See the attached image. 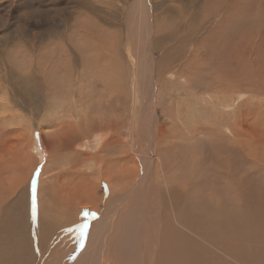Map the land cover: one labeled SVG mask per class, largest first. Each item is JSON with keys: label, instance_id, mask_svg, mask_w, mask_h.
I'll use <instances>...</instances> for the list:
<instances>
[{"label": "rangeland", "instance_id": "obj_1", "mask_svg": "<svg viewBox=\"0 0 264 264\" xmlns=\"http://www.w3.org/2000/svg\"><path fill=\"white\" fill-rule=\"evenodd\" d=\"M263 11L264 0H0V250L10 242L15 264H264V238L238 242L188 205L206 182L231 180L232 193L219 189L241 227L245 216L264 222V177L251 172L264 169ZM58 142L71 149L56 152ZM97 154L119 163L99 171ZM153 170L169 175V201ZM101 173L137 180L129 206L87 203L84 184L87 196L94 186L111 196ZM63 196L75 225L51 206Z\"/></svg>", "mask_w": 264, "mask_h": 264}, {"label": "bare ground", "instance_id": "obj_2", "mask_svg": "<svg viewBox=\"0 0 264 264\" xmlns=\"http://www.w3.org/2000/svg\"><path fill=\"white\" fill-rule=\"evenodd\" d=\"M231 4V3H230ZM234 4V3H233ZM263 4V3H262ZM262 8V7H261ZM263 9V8H262ZM264 12V11H263ZM228 82V81H227ZM230 82V81H229ZM233 83V82H232ZM231 88V87H230ZM233 88V87H232ZM231 90V89H230ZM102 131V130H101ZM216 132V131H215ZM95 134H98V133H95ZM92 135H94V134H92ZM219 135V134H218ZM222 136V135H221ZM229 136V135H228ZM232 136L233 135H230V137L229 138H227V139H229V140H231V138H232ZM93 140L92 141H95V145H93L92 144V146H95L94 148L96 149L97 147H99L100 145H102V143H103V141H104V139L103 138H101V136H99V135H96L95 137H93L92 138ZM60 143L61 142H58V144L57 145H54L53 146V149L56 151V152H61V151H67L68 149H71V145L69 144V143H63V144H61L60 145ZM232 145V144H231ZM242 145V144H241ZM223 146V145H222ZM235 146V145H234ZM74 147V146H73ZM243 147V146H242ZM242 147H241V149H242ZM92 148V147H91ZM232 148L233 147H231V149H230V154L232 153V155H234L233 153H234V149H233V151H231L232 150ZM236 149V153L237 154H239L240 156H242L245 160L247 159V158H251L252 156L254 157V158H256V153H254L253 151L252 152H250V153H247L248 151V149L247 150H245V151H247V152H245L243 149V151H241L239 148H237V147H235ZM246 148V147H245ZM93 149V148H92ZM229 150V149H228ZM235 153V154H236ZM243 153H244V155H243ZM99 154H97V155H94L93 157H91L90 158V160H93V161H95V159H96V162H97V164L99 165V171H101V168H102V171L104 170V172H107V173H109L111 170L109 169V166H110V164H112V163H114V162H116V163H119L118 161H110V160H115V159H111L110 158V160H109V158H108V160L106 159V160H104V157H101V155H99L100 156V158H99V156H98ZM250 155H252L251 157H250ZM78 157H80V158H78V160H80V159H82L81 158V155H78ZM109 157H110V155H109ZM116 157V156H115ZM120 157V156H119ZM218 157V156H217ZM216 157V158H217ZM220 159V158H219ZM253 159V158H252ZM262 159V158H261ZM244 160V161H245ZM263 160V159H262ZM261 160V161H262ZM212 161V160H211ZM115 163V164H116ZM156 163V162H155ZM202 163V162H201ZM243 163V162H242ZM245 163H248V164H252V163H250L249 161L247 162V161H245ZM77 164V163H76ZM213 164V163H212ZM117 165H119V164H117ZM206 165V164H205ZM245 165H247V164H245ZM94 166H97V165H95L94 164ZM194 166V165H193ZM252 166H254V165H252ZM264 166V165H263ZM72 167V166H71ZM118 167V166H117ZM158 167H160V165H158ZM197 167V166H196ZM213 167V166H212ZM251 167V166H250ZM79 168V167H78ZM95 168V167H94ZM97 168H98V166H97ZM162 168V167H161ZM189 168V167H188ZM209 168V167H208ZM207 168V170L209 171V169L211 168H209L208 169ZM214 168V167H213ZM218 168V167H217ZM216 168V169H217ZM261 168H262V165H261ZM264 168V167H263ZM212 169V168H211ZM215 169V168H214ZM215 169V170H216ZM231 169H232V167H231ZM260 169V168H259ZM158 170H159V168H158ZM157 170V171H158ZM235 170V169H234ZM233 169H232V171H234ZM254 170H255V168H254ZM257 170V169H256ZM97 171V170H96ZM156 170H153V171H151V176H150V180L151 179H154V182H155V184H154V190H156V192H157V190L158 191H160V193L161 194H159V196L161 195V200H162V202L164 203L165 202V198L164 199H162V196H163V194H164V196L167 198L168 197V201H169V183H168V185L166 184L168 181H169V175H167V173H165V172H163L164 173V183L163 182H161L160 181V174L157 172ZM164 171V170H163ZM191 171V170H190ZM195 171H196V169H195ZM204 171L206 172V170L204 169ZM247 171V170H246ZM77 172H78V170H77ZM79 172H81V171H79ZM192 172V171H191ZM197 172V171H196ZM214 172V171H213ZM212 172V173H213ZM251 172H253V173H255V175H258V177L260 176V177H264V169L262 170H259V172H258V170L257 171H251ZM258 172V173H257ZM64 173V172H63ZM198 174H200V172H197ZM209 173H211V171H209ZM211 173V174H212ZM225 173H228V175L229 176H231V171H229L227 168H226V171H225ZM242 173H244V172H242ZM82 174V173H81ZM102 175H101V177H102V179L106 182V185H105V187L107 188V190H108V192L111 194V196H109V198L108 199H105V197H104V199L105 200H103V198H99V199H97V197H96V195H95V193H96V191H97V189H98V186H94L93 188H92V190H91V196H87V191H86V186H87V184H84L83 185V195L89 200L87 203H92V204H94L95 205V207H98V205H99V203H103V205L105 204V203H109V199H111V198H113L114 199V201H116L117 203H118V205H120V206H123V205H125V206H129L130 205V202L131 201H129L128 202V198H129V196H127V192H129V190H131L132 189V187L131 188H129L130 186H133V184H134V182H135V178H133V177H125V178H120V176H118L117 177V179H113V175H110V174H105V175H103V173H101ZM193 174V173H192ZM83 176L85 175V176H87V174L86 173H84V174H82ZM158 175H160V176H158ZM205 175H208V176H206V178L208 177V179H209V174L207 173V174H205ZM215 175H217V172H216V174ZM223 175H225L224 174V172H222L221 170H220V172H219V169H218V176H223ZM232 175H234V174H232ZM217 176V177H218ZM254 176V175H253ZM200 177V176H199ZM202 177V176H201ZM212 177H214V174H213V176H211V179H212ZM224 177V176H223ZM240 177V176H239ZM115 178V177H114ZM163 178V177H162ZM214 178H216V177H214ZM213 178V179H214ZM102 179H100V181H102ZM146 179L147 178H143V179H141L142 181H143V185L146 183L145 181H146ZM167 179V180H166ZM191 179H192V177H191ZM203 179V178H202ZM247 179V178H246ZM262 179V178H261ZM193 180V179H192ZM207 180V179H206ZM220 180V179H219ZM218 180V181H219ZM137 181V180H136ZM147 181L149 182V180L147 179ZM208 181V180H207ZM211 181V180H210ZM214 181L215 182H218L217 180H215L214 179ZM263 181V180H262ZM188 182V181H187ZM205 182V181H204ZM198 183V182H197ZM201 183V182H200ZM207 183V182H206ZM203 184V185H205L206 186V190H205V186L203 187L204 188V190L203 191H207L208 189V191L209 192H206V193H203V191H199L198 193L197 192H195V193H192L191 194V199H189L188 200V205H191V207H190V209H191V212L193 213V217H194V220H199V219H202L204 222H205V224L206 225H208V226H211V227H213V228H218V229H221L223 232H225V234H227V236H229V235H231V233H232V238H236V239H239L240 241H238V242H246V241H250V240H253L254 241V236H256V238L255 239H263L264 238V222L262 221L263 219L261 218V214L262 213H260V214H257V217L255 218L254 217V215L252 216L251 215V217L250 216H245L246 218L245 219H247V222L246 223H249L248 225L250 226H247V225H245L244 227H241V224H242V219L244 218V214L243 213H240L239 211H241L242 212V210H236V211H234V205L232 206L231 205V197L230 196H228V194L225 192H222V191H220V190H222V188L225 186H228V188H225L226 190H231V192L230 193H232V189L234 188V187H237V186H235V182H232L231 180H230V182H225V183H223L224 184V186L221 188V189H219L220 187V185L222 186L223 184H221V182H219L220 184H218V183H214V189L212 188H208L207 189V187H209V184H208V186H207V184ZM209 183V182H208ZM132 184V185H131ZM139 183H135V186H134V188H136L137 187V185H138ZM150 184V183H149ZM161 184V185H160ZM164 184H166L167 185V187L166 188H164ZM195 184V183H194ZM193 184V185H194ZM202 184V183H201ZM200 184V189H203V188H201L202 187V185ZM262 184V183H261ZM147 185V184H146ZM146 185H144V186H146ZM151 185V184H150ZM241 185V184H240ZM148 186V185H147ZM196 186V185H195ZM213 186V185H212ZM263 186V185H262ZM261 186V187H262ZM153 187V186H152ZM193 187V186H192ZM211 187V186H210ZM129 188V189H128ZM147 188V187H146ZM151 188V187H150ZM195 188V187H194ZM153 188H151V190H152ZM193 189V188H192ZM192 189H190L188 186H187V190H189V191H187L186 189V191H184L185 193L186 192H190V190L192 191ZM195 189H197V188H195ZM200 189H197V190H200ZM211 189V190H210ZM225 189H223V190H225ZM235 189V188H234ZM133 190V189H132ZM135 190V189H134ZM149 190V189H148ZM237 190V189H236ZM239 190V189H238ZM247 190V189H246ZM216 191V193L214 194L213 192H215ZM244 191V190H243ZM211 192L213 193V200H211V198H209V196L211 195ZM234 192H236V191H234ZM158 193V192H157ZM179 193V192H178ZM184 193V195H187V194H185ZM191 193V192H190ZM199 193H201V194H199ZM203 193V194H202ZM240 193V192H239ZM248 193V192H247ZM131 194V193H130ZM189 194V193H188ZM176 195H177V193H176ZM183 195V194H182ZM181 195V196H182ZM232 195V194H231ZM235 195L237 196V194L235 193ZM240 195V194H239ZM92 196H94V197H92ZM174 196V195H173ZM179 196V195H178ZM211 197V196H210ZM183 198V197H182ZM245 198H247V197H244V199ZM188 199V198H187ZM186 199V200H187ZM238 199V198H237ZM243 199V200H244ZM264 199V198H263ZM262 199V200H263ZM52 200V202H51V206L52 207H54V208H56V207H58V208H60V215H61V218H65V222H66V224H63L64 226H72V225H75L78 221H79V217H74L73 216V218L74 219H72V216H71V218H70V213H71V209H72V206H75V202H73L74 200L73 199H71V198H67V197H65V196H63L62 197V199L61 200H53V199H51ZM160 200V201H161ZM56 201V202H55ZM113 201V200H112ZM232 201H233V199H232ZM235 201V200H234ZM264 201V200H263ZM53 203V204H52ZM186 203V202H185ZM238 203V202H237ZM241 203H244V202H242L241 201ZM98 204V205H97ZM240 204V203H239ZM238 204V205H239ZM54 205V206H53ZM101 205V204H100ZM50 206V205H49ZM50 206V207H51ZM134 206V205H133ZM235 206H237V205H235ZM183 207H185V206H183ZM182 207V208H183ZM238 207V206H237ZM237 207H236V209H237ZM243 207H244V205H243ZM186 208V207H185ZM240 208H241V206H240ZM246 208V207H245ZM52 209V208H51ZM184 209V208H183ZM242 209V208H241ZM248 209V208H247ZM261 209V208H260ZM8 210H9V208H6L2 213H1V216H0V226L6 221V218H7V212H8ZM251 210H252V208H251ZM257 210V209H256ZM264 209H262V211H263ZM50 211V210H49ZM54 211H55V209H54ZM238 211V212H237ZM48 213H51V212H48ZM52 214V213H51ZM50 214V215H51ZM60 215H57V216H60ZM71 215H73V213L71 214ZM246 215V214H245ZM263 215V214H262ZM55 217H57L56 215H54ZM156 216V215H155ZM48 217H49V215H48ZM182 217V216H181ZM263 217V216H262ZM54 218V217H53ZM180 218V217H179ZM57 219H58V217H57ZM57 219L55 218L53 221H57ZM50 220V219H49ZM201 220V221H202ZM34 221V220H33ZM46 222H47V220H46ZM58 222V221H57ZM56 222V223H57ZM55 223V224H56ZM58 223H61V220L58 222ZM186 223H188V219L187 218H185V217H182V219H181V225H186ZM50 223L48 222L47 224H46V228L48 227V228H50L49 230H52V229H54V226H50L49 225ZM54 224V223H53ZM62 227V226H61ZM39 228H37V230H38ZM57 229V228H56ZM159 229V228H158ZM39 232H40V230H39ZM160 232V231H159ZM159 232H158V234H159ZM54 235L56 234L55 232H52ZM51 233V234H52ZM157 234V233H156ZM155 234V235H156ZM179 234V233H178ZM219 234V233H218ZM223 234V233H222ZM211 236H212V234H210ZM224 235V234H223ZM153 236H154V234H153ZM225 236V235H224ZM150 237V236H149ZM217 237H218V235H217ZM223 236H221V238H222ZM125 238V237H124ZM226 238V237H225ZM204 239V238H203ZM218 239H220V238H218ZM227 240V239H226ZM233 240V239H232ZM228 241V240H227ZM189 242H191V241H189ZM264 242V241H263ZM194 243V242H193ZM251 243V242H250ZM164 244V243H163ZM192 244V243H191ZM237 244H239V243H237ZM193 245V244H192ZM250 246H254L253 244H249ZM168 246H169V244H168ZM184 245L183 244H178V247H175L174 249L177 251V252H179V254L180 253H182L183 251H184V249L182 248ZM197 246V245H196ZM248 246V245H247ZM256 247H257V244L255 245ZM240 248H241V246H239ZM7 248V250H5ZM218 248V247H217ZM253 248H255V247H253ZM259 248V247H258ZM257 248V249H258ZM169 249V248H168ZM242 249H243V247H242ZM242 249H241V251H242ZM250 249V248H249ZM256 248L255 249H250V250H248V252L247 253H249V251H252V254L255 252L254 250H257ZM174 250V251H175ZM188 250V249H187ZM195 250V249H194ZM204 250V249H203ZM263 250H264V247H263ZM176 251H175V253H176ZM240 251V253H242ZM186 252V251H185ZM189 252V251H188ZM199 252V251H198ZM205 252V251H204ZM243 253H244V251H243ZM246 253V254H247ZM263 253V251H261V252H259V255L261 256V254ZM184 254V253H183ZM188 254V253H187ZM250 254H251V252H250ZM255 254V253H254ZM19 255H21V254H19ZM181 255V254H180ZM185 255V254H184ZM190 255H192V254H190ZM222 255V254H221ZM244 255H245V253H244ZM249 255V254H248ZM259 255H256V256H258L259 257ZM263 255H264V253H263ZM22 256V255H21ZM136 256V255H135ZM188 256V255H187ZM185 258V257H184ZM245 258V257H244ZM256 258V257H255ZM263 261H264V256L263 257H260ZM173 259V258H172ZM177 259H179V258H177ZM188 259V258H187ZM252 259H253V256H252ZM18 261V257H17V255H16V252H15V250H14V247L11 245V243L9 242V244L7 245V244H4L3 245V247H2V249L0 250V264H5L4 262H6L7 264H15L16 262L15 261ZM182 260H183V258H182ZM191 260V259H190ZM137 261V260H136ZM135 261V262H136ZM163 261V260H162ZM193 261V260H192ZM191 261V262H192ZM244 261H246L245 259H244ZM15 262V263H14ZM168 263H169V258H168V261H167ZM181 262H183V261H181ZM190 262V263H191ZM177 263H179L178 261H177ZM186 262L184 261V264H185ZM249 263V262H248ZM248 263H246V264H248ZM71 264V263H70ZM243 264H245L244 262H243ZM250 264V263H249ZM252 264V263H251Z\"/></svg>", "mask_w": 264, "mask_h": 264}, {"label": "snow or ice", "instance_id": "obj_3", "mask_svg": "<svg viewBox=\"0 0 264 264\" xmlns=\"http://www.w3.org/2000/svg\"><path fill=\"white\" fill-rule=\"evenodd\" d=\"M33 205L35 207V182H33ZM83 215L85 216V218L87 219L88 217H95V213H91L88 212L87 210H85V212L83 213ZM89 225L87 223H84L80 226V233H81V238L83 239L84 233L87 231Z\"/></svg>", "mask_w": 264, "mask_h": 264}]
</instances>
